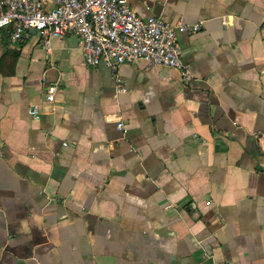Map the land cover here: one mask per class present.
Segmentation results:
<instances>
[{
  "label": "crops",
  "instance_id": "obj_1",
  "mask_svg": "<svg viewBox=\"0 0 264 264\" xmlns=\"http://www.w3.org/2000/svg\"><path fill=\"white\" fill-rule=\"evenodd\" d=\"M128 2L189 80L0 34V264H264V0Z\"/></svg>",
  "mask_w": 264,
  "mask_h": 264
},
{
  "label": "built area",
  "instance_id": "obj_2",
  "mask_svg": "<svg viewBox=\"0 0 264 264\" xmlns=\"http://www.w3.org/2000/svg\"><path fill=\"white\" fill-rule=\"evenodd\" d=\"M264 28V14L260 21ZM198 22L171 23L156 15L139 16L128 0H0V34L13 43L31 29L44 47L52 37L73 34L78 38L83 62L115 68L142 59L149 65L175 68L181 82L190 78L181 59L177 34L193 32ZM42 72L40 80L45 81ZM56 82H46L43 101L53 100ZM28 112L36 117L37 105ZM122 129V122L116 123Z\"/></svg>",
  "mask_w": 264,
  "mask_h": 264
},
{
  "label": "water",
  "instance_id": "obj_3",
  "mask_svg": "<svg viewBox=\"0 0 264 264\" xmlns=\"http://www.w3.org/2000/svg\"><path fill=\"white\" fill-rule=\"evenodd\" d=\"M30 32H34V30H33V29H31V30H30Z\"/></svg>",
  "mask_w": 264,
  "mask_h": 264
},
{
  "label": "trees",
  "instance_id": "obj_4",
  "mask_svg": "<svg viewBox=\"0 0 264 264\" xmlns=\"http://www.w3.org/2000/svg\"><path fill=\"white\" fill-rule=\"evenodd\" d=\"M15 56H16V55L14 54V55H13V58H15Z\"/></svg>",
  "mask_w": 264,
  "mask_h": 264
}]
</instances>
